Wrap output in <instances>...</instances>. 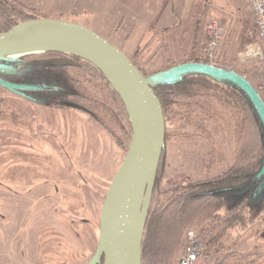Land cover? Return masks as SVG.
<instances>
[{
  "label": "rangeland",
  "instance_id": "rangeland-1",
  "mask_svg": "<svg viewBox=\"0 0 264 264\" xmlns=\"http://www.w3.org/2000/svg\"><path fill=\"white\" fill-rule=\"evenodd\" d=\"M17 1L35 8L39 15L67 19L87 25L109 41L114 42L115 40L121 50H124L123 43L116 39L117 34L114 27L117 25V20L109 21L91 15L92 11L97 12L100 9L99 6L103 5L99 3L101 0H94L93 5L85 7L80 5L84 0H77V7L71 3L75 0ZM180 1L175 0L177 4ZM188 2L191 4L190 9L189 6L188 8L185 6L181 11L178 9L181 13L180 17L183 18V30L180 38L183 46L185 47L188 42L190 49L193 43V48L195 47L192 33L194 24L199 21L197 19H206V22L210 18L217 19L226 30L220 48V66L240 71L254 83L255 75L253 73H262L263 70L258 68L259 60L247 54L256 38L253 16L247 9L244 0H188ZM116 4L112 1L109 3V8H117ZM104 9H108V6L103 7ZM133 13L138 17L137 13L134 11ZM102 14L104 13L100 15ZM201 15L203 16L201 17ZM142 23H146V18L143 17ZM142 47L137 55L139 54L141 57V66L146 74L167 68L152 66V64L158 63L156 62L159 59L157 56L153 58L152 62H146V65L143 66L142 59H149L150 54L146 52L148 51L147 45L146 49H142ZM200 49L201 47L198 53L201 55ZM191 52L181 60L185 61L199 56L198 53L196 56L195 48L191 49ZM32 55L40 58L47 54L41 52ZM23 57L29 59L32 56L24 55ZM201 58L204 60L203 57ZM154 60L156 61L154 62ZM0 100H2L0 108L4 111L1 114L5 115L4 119H0V165L3 161L8 162L10 159H15L20 168H23L25 177L32 183L50 181L61 188L70 189L81 185L83 199L80 203H76L77 205L66 203V206L63 200L62 204H58L56 207L65 218L69 214L77 219L93 221V224H90L92 226L90 231L92 232L93 251L98 240L102 202L109 183L125 154L123 147L116 143L110 130L114 131L122 143L128 144L122 130L107 115H100L105 121L102 125L89 114L73 110L49 109L34 104L23 97L13 95L2 88H0ZM216 107L219 112L218 116L209 118L203 115L202 119L196 120L193 119L195 114L191 109L181 105L174 106L175 111L179 114L175 122H169L167 128L161 190L216 176L232 163L236 151L235 121L226 112V109L218 105ZM9 109L13 113V120H9ZM186 114L189 117L187 122L180 119ZM16 120L19 121L16 123L14 122ZM106 126L108 129L105 128ZM28 130L31 132V137L23 136L22 133H29ZM206 134L210 135L212 139L206 137ZM19 135L20 137H18ZM15 145L25 147L30 145L31 147L28 146L29 149L23 147L24 150L22 149L21 152L18 149V154ZM6 168L9 172H13L12 167L6 166ZM2 179V174H0V180ZM37 190L40 192L39 189ZM39 192H32L33 199L31 197L24 198L23 195L16 199H10L7 197L14 196H4L5 192L0 189V264H14L17 257L23 254L29 257L32 251L30 255L37 254L32 256L33 258L31 257L33 260L45 255L43 251H40V246L38 250L35 248L36 244L44 243L47 238L45 222L35 217L37 215L35 203L39 202ZM165 197V194L160 195V199ZM54 204L57 203L54 202ZM67 220L70 221V218L68 217ZM48 221L51 223V219ZM81 227L83 224L76 220L75 228ZM190 231H194L198 237L195 225L185 230L179 257ZM55 241L57 240H53L50 245L52 253L55 252ZM219 242V246L210 247L212 253H216L222 258L230 253L235 255L230 260L223 259V264H237L244 256H248V264H264V215L261 213L258 218L249 222L245 227L230 230ZM87 256L77 262L84 260L85 263ZM44 258L43 256L42 259ZM213 264H215L214 261Z\"/></svg>",
  "mask_w": 264,
  "mask_h": 264
},
{
  "label": "trees",
  "instance_id": "trees-1",
  "mask_svg": "<svg viewBox=\"0 0 264 264\" xmlns=\"http://www.w3.org/2000/svg\"><path fill=\"white\" fill-rule=\"evenodd\" d=\"M134 15L133 11H127L114 27L116 39L120 43L128 38L136 23L138 17ZM39 17L49 16L39 15L35 8L17 0H0V32L7 31L21 21ZM197 20L199 21L193 27L196 56L204 38L206 19ZM151 35L149 29H146L144 41ZM111 42L119 47L115 40ZM140 48L141 45H138L134 51V56L138 58ZM46 54L40 58L31 55L29 59L20 57L15 61L0 60V78L28 86L23 90L26 94L24 98L32 103L51 109L80 111L89 114L102 125L105 121L100 115L109 116L129 143V115L121 98L101 71L72 53L50 50ZM201 57L199 54L183 62H204ZM130 59L144 75H149L144 72L139 59ZM155 72L157 71L150 74ZM246 78L255 86V83ZM2 89L18 96L6 88ZM152 89L162 105L166 126L165 140L169 122H175L179 114L174 109L176 105L191 109L195 114L193 119L196 120L202 119L203 115L209 118L218 116L216 105L226 109L235 121L237 137L233 161L227 169L208 179L194 180L166 190L160 189L165 163L163 150L145 223L142 264H177L185 230L193 225L197 227L198 239L204 243L205 254L215 264H223V259L230 260L235 255L230 253L222 258L212 253L210 247L219 246V240L230 230L245 227L261 213L264 215V176L258 177L264 162L262 122L247 95L227 80L190 72L181 75L174 83L158 85ZM74 106L85 108V111ZM10 111L9 109V120H13V113ZM3 112L0 108V119L5 117L1 114ZM180 119L187 122L189 117L186 114ZM105 128L108 129L107 126ZM110 131L116 143L126 152L128 144L122 143L114 131ZM206 137L212 139L210 135L206 134ZM163 194L166 197L160 199ZM248 262V256H244L237 264Z\"/></svg>",
  "mask_w": 264,
  "mask_h": 264
},
{
  "label": "water",
  "instance_id": "water-1",
  "mask_svg": "<svg viewBox=\"0 0 264 264\" xmlns=\"http://www.w3.org/2000/svg\"><path fill=\"white\" fill-rule=\"evenodd\" d=\"M44 47L46 51L72 53L96 66L121 98L129 115L131 136L102 202L98 240L87 264H142V240L147 213L162 152L165 118L153 91L171 84L185 73H203L238 86L253 104L264 128V102L254 85L234 69L204 62H181L144 75L131 59L107 38L87 25L62 18L39 17L21 21L0 32V60L5 54ZM0 86L23 95L28 86L0 78ZM85 111V108L74 106ZM264 176V162L258 177ZM264 184V181H263Z\"/></svg>",
  "mask_w": 264,
  "mask_h": 264
},
{
  "label": "flooded vegetation",
  "instance_id": "flooded-vegetation-1",
  "mask_svg": "<svg viewBox=\"0 0 264 264\" xmlns=\"http://www.w3.org/2000/svg\"><path fill=\"white\" fill-rule=\"evenodd\" d=\"M202 16L203 15H201V17ZM0 88H4V87L0 86ZM25 96L26 94L18 95V97H23V98ZM18 121L19 120H16L14 122L17 123ZM27 132H29V130ZM22 135L23 136L26 135V137L29 136L31 137L30 132L26 134L22 133ZM18 137H20V135ZM28 146L25 147V146L17 145L16 146L17 153L19 154L18 149L21 152L24 150L23 147L28 149L31 147ZM6 166L12 167L13 172H9ZM0 170H1L0 174H2V178H3L2 180H0V189L5 192L4 196H14L7 198L16 199L17 197L23 195L24 198L31 197L33 199L32 192L35 191V193H37L39 192L37 189L40 190L38 194L39 202L35 203V210L37 213L35 217L41 219V221L43 220L46 224V229H47V238H45L46 241L44 243L35 245L36 250H38L40 246V251L44 252L45 255L43 256L45 258L42 259L43 256L38 255L39 258L33 260L32 256L37 254L30 255L33 252L32 251L29 254V257L26 254L17 257L18 259L14 264H80V263L87 264V262L92 257L96 249L95 246L94 250L92 251V242H91L92 232L90 231L92 229L91 228L92 226H90L92 220L85 221L83 219H77V217L68 214L67 218L68 217L70 218V221H68L67 218H65L64 215H62V213L59 212L60 211L59 208L56 207V205L62 204L61 202L63 200L65 201L64 205L66 206L68 203L73 205H77L76 203H80L81 200L83 199L82 186L80 185L79 187H74V189H70V188H61L60 186L50 181L32 183L25 177L24 175L25 172H23V168H20V165H18L15 162V159L14 160L10 159L8 162L3 161L0 165ZM8 184H10L11 186H9ZM94 195L96 196V193H94ZM64 197L66 200L64 199ZM54 202L57 204H54ZM30 207H32L31 204ZM48 219H51V223H49ZM76 220L77 221L79 220V222L83 224V227L75 228ZM53 240H57L55 241L54 253H52V248H50V245ZM89 253L91 254L89 255ZM85 256H87V260L85 263L83 262L84 260L82 262L81 261L77 262V260L79 259L81 260L84 259ZM101 264H102V260H101Z\"/></svg>",
  "mask_w": 264,
  "mask_h": 264
},
{
  "label": "crops",
  "instance_id": "crops-1",
  "mask_svg": "<svg viewBox=\"0 0 264 264\" xmlns=\"http://www.w3.org/2000/svg\"><path fill=\"white\" fill-rule=\"evenodd\" d=\"M93 1L94 0H84L83 4L80 5L83 7L86 5H93ZM112 1L117 3V8H109V3ZM163 2L165 3L163 4ZM71 3L73 5L75 4V7L78 6L77 0ZM99 3H101V5L103 4L102 6H99L100 9H98L97 12H91V15L93 14L96 18L109 21L117 20L118 23L127 11L131 10L137 13L138 19L130 31L128 38L123 42L122 48H124V50L122 49V51L130 58L134 56V51L138 45H141V47L143 46L142 49H146L145 46L147 45L148 51L146 52L150 55L148 56L149 59H142L143 66L146 65V62H152L153 58L157 56L159 61L154 60V62L156 61L158 63H154L152 66L168 68L172 65L183 62L181 59L186 57L191 52V49H193L194 43L190 49V44L188 42H186L184 47L182 40H180L183 30V18L180 17V11L182 9L184 10L185 6H187V8L189 6L190 9L191 4H189L190 2H188V0H181L178 4L175 0H101ZM106 6H108V9L103 10V7L105 8ZM118 8L119 10H117ZM178 9H180V11ZM84 10L86 11L85 8ZM101 13L104 14L100 15ZM143 17L146 18L145 24L142 23ZM178 17L180 19L179 23ZM146 29H149L152 35L147 41H144ZM194 33L195 31H193L192 34L194 35ZM255 38L257 40L256 29ZM193 42H195V36L193 37ZM203 42L204 38L202 39V43ZM137 59L141 60L140 57H137ZM171 59H174L175 61H172ZM258 64V68L262 69L263 72L258 73L253 71V74L255 75L253 78L254 83L264 79V62L259 61Z\"/></svg>",
  "mask_w": 264,
  "mask_h": 264
},
{
  "label": "built area",
  "instance_id": "built-area-1",
  "mask_svg": "<svg viewBox=\"0 0 264 264\" xmlns=\"http://www.w3.org/2000/svg\"><path fill=\"white\" fill-rule=\"evenodd\" d=\"M251 12L257 34V40L249 48L247 54L254 59L264 62V0H245ZM204 42L200 53L205 63L221 67L219 64L220 48L226 34L222 24L210 18L204 25ZM232 69V68H227ZM255 89L264 102V79L255 83ZM177 264H213L211 257L204 252V244L194 231L188 232L183 252Z\"/></svg>",
  "mask_w": 264,
  "mask_h": 264
},
{
  "label": "bare ground",
  "instance_id": "bare-ground-1",
  "mask_svg": "<svg viewBox=\"0 0 264 264\" xmlns=\"http://www.w3.org/2000/svg\"><path fill=\"white\" fill-rule=\"evenodd\" d=\"M43 49H45V48L44 47H40V48H32V49L14 51V52H10V53L5 54V56H7V57H19L20 56L19 54L22 55L24 53L33 52V51H36L37 53H41V52L45 51Z\"/></svg>",
  "mask_w": 264,
  "mask_h": 264
}]
</instances>
